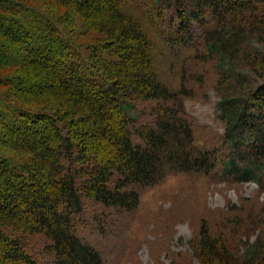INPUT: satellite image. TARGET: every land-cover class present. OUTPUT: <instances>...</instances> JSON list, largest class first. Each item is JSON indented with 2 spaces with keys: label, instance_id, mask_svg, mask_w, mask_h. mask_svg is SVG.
Here are the masks:
<instances>
[{
  "label": "trees",
  "instance_id": "1",
  "mask_svg": "<svg viewBox=\"0 0 264 264\" xmlns=\"http://www.w3.org/2000/svg\"><path fill=\"white\" fill-rule=\"evenodd\" d=\"M128 6L163 52L199 43L216 77L219 144L196 146L188 76L165 84ZM218 166L264 180V0H0V264H103L77 235L88 206L94 218L131 212L168 174ZM230 243L203 226L195 253L264 264V237Z\"/></svg>",
  "mask_w": 264,
  "mask_h": 264
},
{
  "label": "rangeland",
  "instance_id": "2",
  "mask_svg": "<svg viewBox=\"0 0 264 264\" xmlns=\"http://www.w3.org/2000/svg\"><path fill=\"white\" fill-rule=\"evenodd\" d=\"M126 10L157 45V68L165 84L177 88L185 73L189 77L186 84L192 93L184 99V107L193 123L196 146L219 144L225 127L219 119L220 98L213 89L216 77L200 59L199 43L179 55L163 52L146 16L132 6ZM226 152L223 144L217 160L226 161L221 160ZM219 169L210 174L172 172L142 189L131 212L106 209L101 214L98 210L94 218L95 211L88 206L77 235L101 253L103 264H202L195 249L203 226L221 243L232 242L228 248L250 245L264 237V180L262 185L241 182L235 174L223 175Z\"/></svg>",
  "mask_w": 264,
  "mask_h": 264
}]
</instances>
